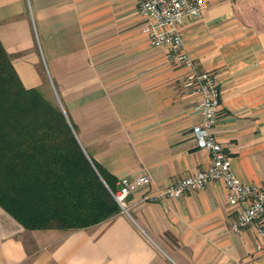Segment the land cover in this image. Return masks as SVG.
<instances>
[{
    "label": "crops",
    "instance_id": "obj_1",
    "mask_svg": "<svg viewBox=\"0 0 264 264\" xmlns=\"http://www.w3.org/2000/svg\"><path fill=\"white\" fill-rule=\"evenodd\" d=\"M134 0H0V45L25 89L54 92L84 153L116 182L162 188L209 166L190 128L184 70L141 33ZM183 50L219 91L215 138L245 185L264 190V0H207L181 27ZM167 61V60H166ZM82 230L21 228L0 209V264H264L254 226L220 182L142 203Z\"/></svg>",
    "mask_w": 264,
    "mask_h": 264
},
{
    "label": "trees",
    "instance_id": "obj_2",
    "mask_svg": "<svg viewBox=\"0 0 264 264\" xmlns=\"http://www.w3.org/2000/svg\"><path fill=\"white\" fill-rule=\"evenodd\" d=\"M72 131L60 109L23 88L0 45V209L24 230H82L119 213L116 179L88 162Z\"/></svg>",
    "mask_w": 264,
    "mask_h": 264
},
{
    "label": "built area",
    "instance_id": "obj_3",
    "mask_svg": "<svg viewBox=\"0 0 264 264\" xmlns=\"http://www.w3.org/2000/svg\"><path fill=\"white\" fill-rule=\"evenodd\" d=\"M142 19L141 33L147 42L163 51L174 67L184 70L182 88L196 99L198 121L190 128V136L198 150L207 153L209 166L202 171L178 179L162 188L152 189L146 176L123 178L116 182L111 197L120 212L127 209L126 199L145 190L142 203H158L165 199H179L184 194L201 190L209 182H220L226 191V202L240 210L230 225L238 233L254 226L257 235L256 251L264 250V190L240 183L230 169L224 148L215 138L216 115L219 109L217 83L207 71L197 69L183 50L181 27L185 19H197L207 0H134Z\"/></svg>",
    "mask_w": 264,
    "mask_h": 264
},
{
    "label": "rangeland",
    "instance_id": "obj_4",
    "mask_svg": "<svg viewBox=\"0 0 264 264\" xmlns=\"http://www.w3.org/2000/svg\"><path fill=\"white\" fill-rule=\"evenodd\" d=\"M167 59H165V62L169 65V66H171V67H173V68H175L172 64H170V62L167 60ZM51 96H49L48 98H47V100L51 103V104H53V105H55L58 109H60V111H62V109H61V105L59 104V100H58V98L56 97V95L54 94V92L53 91H51ZM62 114H64L65 115V112H61ZM65 117H66V115H65ZM66 119H67V117H66ZM67 121H68V124H69V120L67 119ZM73 132V131H72Z\"/></svg>",
    "mask_w": 264,
    "mask_h": 264
},
{
    "label": "water",
    "instance_id": "obj_5",
    "mask_svg": "<svg viewBox=\"0 0 264 264\" xmlns=\"http://www.w3.org/2000/svg\"><path fill=\"white\" fill-rule=\"evenodd\" d=\"M62 112V111H61ZM63 116H64V118H65V120H66V122H67V124H68V121H67V119H66V117H65V115L63 114ZM69 125V124H68ZM72 134H73V136H74V138H75V135H74V133L72 132ZM76 140V139H75ZM82 150V149H81ZM82 152H83V154H84V156H85V158L88 160V158H87V156H86V154L84 153V151L82 150ZM88 162H89V160H88ZM90 163V162H89ZM91 165V164H90Z\"/></svg>",
    "mask_w": 264,
    "mask_h": 264
}]
</instances>
